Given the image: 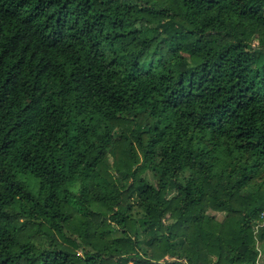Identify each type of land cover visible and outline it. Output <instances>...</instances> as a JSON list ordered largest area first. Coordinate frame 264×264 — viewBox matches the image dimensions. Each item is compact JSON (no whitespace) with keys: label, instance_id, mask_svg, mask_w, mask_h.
Wrapping results in <instances>:
<instances>
[{"label":"trees","instance_id":"1","mask_svg":"<svg viewBox=\"0 0 264 264\" xmlns=\"http://www.w3.org/2000/svg\"><path fill=\"white\" fill-rule=\"evenodd\" d=\"M260 175L264 0H0V264H258Z\"/></svg>","mask_w":264,"mask_h":264},{"label":"rangeland","instance_id":"2","mask_svg":"<svg viewBox=\"0 0 264 264\" xmlns=\"http://www.w3.org/2000/svg\"><path fill=\"white\" fill-rule=\"evenodd\" d=\"M254 44H256V43L254 42ZM263 176L264 175H260V176H258L256 178H254L252 182L256 183L258 181H261V178ZM143 178L145 180H147L151 185L156 186V181L154 180L153 175L151 174V172L148 171L147 173H145L143 175ZM136 212H137V210L134 211V213H136ZM207 214L210 215V216H214L216 218V220L219 221V222L222 221L224 216H225L223 213H215V212H211V211H209ZM169 220H170V215L169 214H165L164 220H163L164 223H168ZM108 227H110V226H108ZM252 228H253L254 232H256L257 229L259 228V225L258 226L257 225L253 226ZM184 248L187 249L186 247H184ZM256 248H257V252H258V256H259L258 257V264H260V263H262V261L264 259V242H258L257 241ZM167 260L170 261V262L174 261V259H171V258H168ZM181 264H185V263H181Z\"/></svg>","mask_w":264,"mask_h":264}]
</instances>
